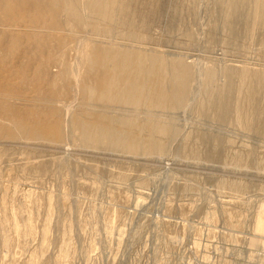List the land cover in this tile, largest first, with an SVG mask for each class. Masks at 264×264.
<instances>
[{"label":"rangeland","instance_id":"374dc122","mask_svg":"<svg viewBox=\"0 0 264 264\" xmlns=\"http://www.w3.org/2000/svg\"><path fill=\"white\" fill-rule=\"evenodd\" d=\"M46 1L0 0V264H264V0ZM96 46L186 100L100 101Z\"/></svg>","mask_w":264,"mask_h":264},{"label":"bare ground","instance_id":"6f19581e","mask_svg":"<svg viewBox=\"0 0 264 264\" xmlns=\"http://www.w3.org/2000/svg\"><path fill=\"white\" fill-rule=\"evenodd\" d=\"M59 1L64 3V0H59ZM94 1H95V5H93V8L99 14L103 15V19H105L104 17L107 14L106 13V10H107L106 4L107 3L110 4L111 3L110 1H112L114 4L115 0H94ZM48 2H50V1H48ZM67 2L69 3L68 0H67ZM71 2H72L70 4L71 17H72V19H74L76 21L77 20L80 21L81 16L79 15L80 11H78V4L75 1H71ZM57 3H58V1H57ZM47 6H50V5L47 3ZM42 9H43V7H42ZM54 11H55V9H54ZM52 12H53V7H52ZM107 12H109V10H107ZM106 17L108 18V15ZM110 17H111V15H110ZM112 18H113V15H112L111 19ZM111 21H113V20H111ZM124 22H126V21H124ZM125 25L128 28H130L133 25V22L127 21L125 23ZM96 47H98V46H96ZM99 47L97 48L98 51H99ZM97 49H95V50H97ZM101 49H103V48H101ZM105 49L106 50L103 49L104 51L102 50V52L100 53V56H99L98 52H95L96 53L95 54L96 56H94L95 58L92 56L93 58H91V60H90L91 64L96 65V66L99 65L101 68L105 69L103 71L100 70L102 75H100L99 77H96L95 86L93 85V87H95V89L97 91L99 90L98 99L100 98V101H106L107 103H111V104L112 103H114V104L115 103H121V104L125 103V104H131V105H137L141 102H144L145 104L148 105V107L151 108V110L160 109V108H161L160 110H162V109L164 110L167 106H172V108L177 107L178 105L182 104L184 102V100H186V98H187L186 97V90H187V84H188V74L185 72V70H183V72L174 76L176 78L171 82V84L164 85L162 82H160V79H162L161 78L162 76L160 77V79H158L159 77L156 76L159 73L155 74L153 72L154 70L152 71L149 67L148 68L144 67L145 66L144 64L146 61L145 60L146 57L144 55H142V56L136 55L133 57V55H131L126 50L123 51V50H118V49L117 50L116 49H107V48H105ZM93 54H94V51H93L92 55ZM134 54H136V53H134ZM149 60H153V59H149ZM153 61H155V60H153ZM101 64H102V66H101ZM108 64L110 66H107ZM157 64H158V62H157ZM159 64H158V66H159ZM104 65L106 67H103ZM158 66H156V67L158 68ZM182 66L183 65H181L180 67H182ZM91 68H92V66H91ZM96 68L97 67H95V69ZM163 68H164V66H163ZM92 69H94V68H92ZM95 69H94V71H95ZM161 69H162V66H161ZM89 70H90V67H89ZM96 70H98V69H96ZM99 73L100 72L98 70V74ZM148 78L154 79V80H148ZM92 80H94V78ZM94 93L95 92H93V94ZM92 97L94 98L95 96L92 95ZM85 98H87V97H85ZM95 98H97V97H95ZM90 99H92V98H90ZM122 120H120V121H122ZM108 123H109V121H108ZM92 129L94 130V133L96 131L97 132L99 131V133L96 134L97 135L96 137L92 136L91 133L86 134L85 135L87 137V138L85 137L86 140L90 139V137H91V138L95 139L97 142L98 141L102 142L103 145L105 143H107L109 146L116 147V148L127 147V149H128V148H137V147L141 146V143L135 142L134 139H132L130 132H125V134H123V133L117 132L114 128H112L108 125H105V124L95 125V127H93ZM96 145H97V143H96Z\"/></svg>","mask_w":264,"mask_h":264}]
</instances>
